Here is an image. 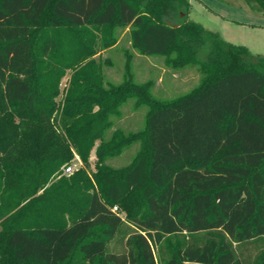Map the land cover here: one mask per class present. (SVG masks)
<instances>
[{
  "label": "trees",
  "instance_id": "trees-1",
  "mask_svg": "<svg viewBox=\"0 0 264 264\" xmlns=\"http://www.w3.org/2000/svg\"><path fill=\"white\" fill-rule=\"evenodd\" d=\"M190 10L0 0V264H264V54ZM126 27L139 53L196 66L199 84L156 99L131 78L132 53L130 76L108 82L99 52ZM132 97L145 126L112 130ZM136 142L130 163H107ZM76 154L85 167L65 176Z\"/></svg>",
  "mask_w": 264,
  "mask_h": 264
},
{
  "label": "rangeland",
  "instance_id": "rangeland-1",
  "mask_svg": "<svg viewBox=\"0 0 264 264\" xmlns=\"http://www.w3.org/2000/svg\"><path fill=\"white\" fill-rule=\"evenodd\" d=\"M213 7H221L226 13H235L239 19L248 21L249 25H244L232 20L215 17L217 14L208 10L202 0H190L194 6L189 15L192 20L202 23L206 28L217 27L222 29L223 37L233 43L246 45L256 54H264V14L247 7L245 0H204ZM207 18L216 19V22ZM212 23V24H211ZM256 25V26H254ZM262 25V26H261ZM132 53L130 59L131 78L137 83L150 81L149 91L151 95L160 100L174 98L180 94L190 91L199 84L201 73L196 66L173 67L165 62L163 56L142 55L131 45L130 27L119 31L118 41L115 45L102 49L98 58L102 62V72L105 79L114 85L124 82L128 75L126 63L128 54ZM68 81L64 79V83ZM122 115L114 118L112 128H122L126 132H136L145 126L147 104H137L136 98H129L120 108ZM109 131V135L111 134ZM139 149V142L126 148L120 155L107 160L113 167H121L130 163ZM95 154L91 157V168L88 171H96ZM85 167L81 160L80 167ZM68 176V175H65ZM124 217L125 213H121ZM114 245V244H113ZM121 248V243L117 244ZM255 253V250H254Z\"/></svg>",
  "mask_w": 264,
  "mask_h": 264
},
{
  "label": "crops",
  "instance_id": "crops-1",
  "mask_svg": "<svg viewBox=\"0 0 264 264\" xmlns=\"http://www.w3.org/2000/svg\"><path fill=\"white\" fill-rule=\"evenodd\" d=\"M190 1V0H189ZM203 1V3H204V5L207 7V9L208 10H211V11H213V12H215L217 15L215 16V17H220V18H223V19H227V20H232V21H235V22H238V23H243L244 25H249L250 23L248 22V21H245V20H242V19H239L240 17H238V15L237 14H235V13H225L224 11H223V9H221V7H219V6H217V7H213L212 5H209L208 3H207V1H204V0H202ZM192 5V4H191ZM247 7L249 8V5H247ZM194 9V6H191V10H190V14L192 13V10ZM250 9H252V8H250ZM253 11H254V9H253ZM190 17V16H189ZM207 19H209V21H212V22H216L217 20V18L216 19H213V18H207ZM212 24V23H211ZM254 26H256V25H254ZM262 26V25H261ZM208 28L209 29H212V30H215V31H218V32H220L221 34H223L222 33V29H220V28H217V27H211V25L210 26H208ZM224 36V35H223ZM229 41V40H228ZM250 48V47H249ZM251 49V48H250Z\"/></svg>",
  "mask_w": 264,
  "mask_h": 264
},
{
  "label": "built area",
  "instance_id": "built-area-1",
  "mask_svg": "<svg viewBox=\"0 0 264 264\" xmlns=\"http://www.w3.org/2000/svg\"><path fill=\"white\" fill-rule=\"evenodd\" d=\"M80 163L81 158L79 157V155L76 154L73 161L63 167V173L65 175H70L74 173L80 167ZM113 210H118L117 206H114Z\"/></svg>",
  "mask_w": 264,
  "mask_h": 264
}]
</instances>
